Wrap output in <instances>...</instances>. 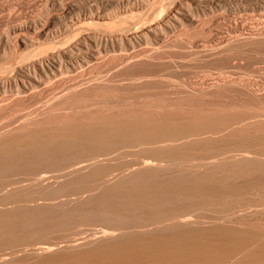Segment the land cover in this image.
Listing matches in <instances>:
<instances>
[{
    "label": "bare ground",
    "instance_id": "6f19581e",
    "mask_svg": "<svg viewBox=\"0 0 264 264\" xmlns=\"http://www.w3.org/2000/svg\"><path fill=\"white\" fill-rule=\"evenodd\" d=\"M230 1L45 0L3 24L0 264H264V28L196 37ZM245 50L263 85L232 75ZM183 59L231 71L176 82Z\"/></svg>",
    "mask_w": 264,
    "mask_h": 264
},
{
    "label": "rangeland",
    "instance_id": "374dc122",
    "mask_svg": "<svg viewBox=\"0 0 264 264\" xmlns=\"http://www.w3.org/2000/svg\"><path fill=\"white\" fill-rule=\"evenodd\" d=\"M44 1L45 0H0V35H2L1 33H3V31L5 30L3 27H5L4 25H6V24H9V23H14L15 22V20L16 19H18L19 17V19H22V18H27V17H29L28 15H34L35 14V12L37 11V10H42L43 9V7L42 6H45V3H44ZM243 1V2H242ZM232 2V3H231ZM261 2H263V1H258L257 2V0H233V1H230V2H228V5H226L225 7L226 8H224V9H222V8H219L216 12L215 11H212V13H213V15L211 14V13H208V16L209 17H206L207 16V14H206V16L205 15H202L203 17H205L204 19H206V21H208L206 24H205V21H204V24L206 25V27H208V28H204V26L203 25H201V28L199 29H197V30H199L200 32H193V30H192V28H189V29H191L192 30V32L193 33H196V37L198 38V39H200V40H202V38H203V36H204V38H205V36H207L206 35V32H208V30L210 31L208 34H210L209 36H212L213 38L211 39V37L209 38V40L211 39V40H213L214 39V37L216 36V35H219L220 33V35H230L229 33H231V34H234L232 31H234V32H236L235 30H240V32L243 30V32H244V34H247V32L248 33H250L251 32V30H254L255 29V27L256 28H258V26H259V28L258 29H262V28H264V2L263 3H261ZM42 7V8H41ZM221 9V10H220ZM35 11V12H34ZM38 12V11H37ZM36 12V13H37ZM221 12V13H220ZM217 13V14H216ZM20 14V15H19ZM210 14L212 15V16H210ZM201 15V14H200ZM24 16H27V17H24ZM202 16L200 17L201 18V20H204L203 18H202ZM12 18V19H11ZM196 18H198V17H196ZM214 20V21H213ZM217 21V22H216ZM220 21V22H219ZM3 22V23H2ZM246 22V23H245ZM203 23V22H202ZM242 23H243V25H242ZM4 24V25H3ZM209 24V25H208ZM251 26V27H250ZM210 27V28H209ZM1 28L3 29V30H1ZM204 28V29H203ZM217 28V29H216ZM189 29H188V31L187 32H190V33H192L191 31H189ZM245 30V31H244ZM202 31H204V34L202 35L201 34V32ZM189 33V34H190ZM203 33V32H202ZM227 33V34H226ZM201 34V35H200ZM212 34V35H211ZM192 35V34H191ZM215 35V36H214ZM199 36V37H198ZM202 37V38H201ZM197 38H194L195 40H194V42L197 44H201L202 42H204L203 40H202V42H200L199 43V41L198 40H196ZM203 38V39H204ZM208 38L206 37V39L205 40H207ZM176 45H178L177 43H175ZM203 44V43H202ZM179 46V45H178ZM255 47H251V49H253L254 51L256 50V49H254ZM264 47H260L259 49H261V50H259L260 52L261 51H263L261 54L262 55H264V49H263ZM169 49H171L174 53H176V55H177V52L179 53L182 49L180 48V50H179V47H171V48H169ZM168 49V50H169ZM176 49L177 50H179V51H177L176 52ZM171 50H169V51H171ZM175 50V51H174ZM253 50H252V52H250L249 50H245L246 52H244V53H241V54H239L240 56L243 54H245V53H247L248 54V56H247V54H245L243 57H244V62L242 61V62H240L241 60H242V56L240 57L241 58V60L239 61L238 60V58H236V60H238V61H235V62H233L232 63V65L234 64V63H236L237 64V62H238V64L239 63H242V64H239V65H241V67L239 66L238 67V69L237 68H235V67H237V66H231V69H232V71H231V69L229 68V65H228V68H224V67H222L223 69H226V70H224L225 71V73L226 72H230L231 71V73H232V75L234 74V71L236 70V72L235 73H237V74H234V76H244L245 78H248L250 75H251V79H256L257 78V81L256 82H258V81H263L262 83L264 84V79H261V77H262V75H263V78H264V73L263 74H260V76L261 77H259L260 78V80H258L259 78L258 77H255L256 75H258V74H256L255 76H254V74H255V72L254 71H250L251 70V67H250V64H251V62L249 61V60H251L250 58H248L249 57V54L251 53V55H250V57H252V54H253ZM183 51V50H182ZM248 51V52H247ZM258 50H256V54L257 55H254V58H255V56H256V59H258V58H260L262 55H260V52H259ZM250 52V53H249ZM181 53V54H180ZM178 55L180 56V55H182V52H180ZM258 53H259V55H258ZM169 54H172V56L174 57V55H173V53L172 52H170ZM177 55V56H178ZM239 55L237 56V57H239ZM179 56L177 57V58H179ZM247 56V57H246ZM259 56V57H258ZM181 57V56H180ZM247 58V60H248V62H250V63H248V62H246V58ZM258 57V58H257ZM174 58H176V57H174ZM175 59V60H177V61H181V59L179 60V59ZM254 58H252L253 59V61H252V65H253V63L254 62H256V61H254ZM255 59V60H256ZM262 59V60H261ZM263 59H264V56H262V58H260L259 60H258V62L261 60V61H263ZM187 60V59H186ZM186 60H184L183 59V61H186ZM187 62H188V60H187ZM186 62V63H187ZM258 62H256L255 63V67H256V65H257V67L258 66H260V65H263L264 66V63H261V62H259V63H261L260 65H259V63ZM185 63V64H186ZM191 63H192V65H193V67H195V68H193L192 67V71H193V78L192 77H190V75L188 74L189 73V71H188V69H185L184 68V70L186 71H188V72H185V71H183L182 73L180 72V73H176L177 74V81L176 82H180L181 80H182V82H185L186 80V82L188 83V81L190 82V80L192 81L190 84H192V83H194V82H197V81H199L201 78H203L204 76V78L203 79H201L202 81L204 80V79H206V77H213L212 75H215V76H217L219 73H221V70H222V72H224L223 71V69H217V68H219V67H216V69L214 68L215 66H213V70H212V66H211V68H210V65H213L214 63H212V64H210L209 65V67H207V66H205V64L206 63H201V64H203V65H201V66H203V67H201L200 65V67L199 66H197V69H196V65L198 64V63H195V62H192V61H190V62H188V66L190 67L191 66ZM194 63V64H193ZM246 63H248V64H246ZM196 64V65H195ZM200 64V63H199ZM209 64V63H208ZM187 65V64H186ZM207 65V64H206ZM216 65V64H215ZM218 66H220L219 64H217ZM216 65V66H217ZM247 67V65L249 66L248 67V69H245L246 67ZM188 66H186V67H188ZM242 66H244V67H242ZM263 66H261V67H263ZM188 67V68H189ZM199 67V68H198ZM205 67V68H204ZM253 67V66H252ZM255 67H253V69L252 70H254V68ZM202 70H201V69ZM210 68V69H209ZM235 68V69H234ZM241 68V69H240ZM243 68V69H242ZM250 68V69H249ZM194 69H196V71H195V73H194ZM228 69V70H227ZM234 69V70H233ZM189 70H191L190 68H189ZM199 72H198V71ZM209 70V71H208ZM212 71V74L210 73L211 71ZM243 71H250V72H248V74L246 73V72H243ZM201 72V73H200ZM216 72V73H215ZM218 72V73H217ZM251 72H253V73H251ZM188 74L187 76L189 77V78H192V79H189L186 75H183V74ZM190 73H192V72H190ZM199 73V74H198ZM207 73H208V75H207ZM210 73V74H209ZM241 73V74H240ZM244 75H243V74ZM250 73V74H249ZM180 74H182L183 76H181ZM201 74V75H200ZM204 74H206V75H204ZM217 74V75H216ZM226 74H230V73H226ZM253 74V75H252ZM179 75V76H178ZM200 75V76H199ZM203 75V76H202ZM245 75H249L248 77H246ZM171 76V75H170ZM169 76V77H170ZM173 77H175L174 75H172ZM196 76V77H195ZM199 76V77H198ZM253 76V77H252ZM259 76V75H258ZM173 77H171V79L173 78ZM187 77V78H186ZM195 77V78H194ZM211 77H210V79H211ZM197 78H198V80H197ZM206 79V81H209L210 79ZM194 79H196V81L194 80ZM173 81H175L176 79L174 78V79H172ZM185 80V81H184ZM200 80V81H201ZM206 81H204V82H206ZM260 81V82H261ZM185 82V83H186ZM260 82H258L259 84H261ZM263 84H261V85H263ZM95 224V223H94ZM98 224H102V223H100V221H98ZM96 226H91V227H94V228H98V227H100L101 225H98L97 226V221H96V224H95ZM54 234V236H58L57 234L55 235V233H53ZM52 234H50V235H47L48 237L47 238H49V239H46V237H45V239H44V237H42V239H39L41 242H43V241H45V242H49V241H47V240H50V237H52L51 236ZM56 237H54L53 238V240H52V238H51V240L52 241H57V239H55ZM59 237V236H58ZM38 240V241H39ZM43 240V241H42Z\"/></svg>",
    "mask_w": 264,
    "mask_h": 264
}]
</instances>
